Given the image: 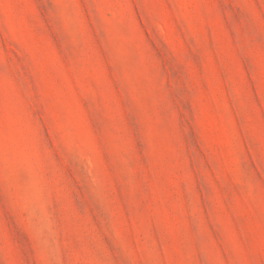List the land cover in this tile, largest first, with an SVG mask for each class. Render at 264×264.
Listing matches in <instances>:
<instances>
[{"label": "rangeland", "instance_id": "rangeland-1", "mask_svg": "<svg viewBox=\"0 0 264 264\" xmlns=\"http://www.w3.org/2000/svg\"><path fill=\"white\" fill-rule=\"evenodd\" d=\"M0 264H264V0H0Z\"/></svg>", "mask_w": 264, "mask_h": 264}]
</instances>
